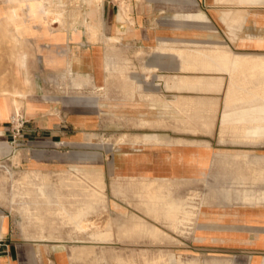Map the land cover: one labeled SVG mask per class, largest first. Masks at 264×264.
<instances>
[{
  "label": "crops",
  "instance_id": "0c3cea01",
  "mask_svg": "<svg viewBox=\"0 0 264 264\" xmlns=\"http://www.w3.org/2000/svg\"><path fill=\"white\" fill-rule=\"evenodd\" d=\"M263 59L264 0H0V160L51 175L109 160L144 184L109 191L111 221L141 224L140 239L15 237L0 205V264H109L135 248L123 254L264 264ZM105 119L114 145L96 141Z\"/></svg>",
  "mask_w": 264,
  "mask_h": 264
},
{
  "label": "rangeland",
  "instance_id": "374dc122",
  "mask_svg": "<svg viewBox=\"0 0 264 264\" xmlns=\"http://www.w3.org/2000/svg\"><path fill=\"white\" fill-rule=\"evenodd\" d=\"M13 63L7 58V63ZM264 65V59L262 60ZM12 71L6 70V79L12 78ZM262 122L264 123V102L262 105ZM104 131L96 135V141L104 146L114 145L116 135L109 132L108 119ZM264 136V124L261 129ZM123 135H118L121 141ZM264 184V182H262ZM255 184V185H254ZM248 184L252 191L256 184ZM141 179H117L111 174L110 161L101 167L89 164L69 165L63 170L47 174L39 169L32 171L29 167L19 166L14 158L5 162L0 160V205L5 209L15 237L26 238H68L70 240L92 237L100 234L102 240L120 236L125 239L141 238V224L129 226L125 222L116 224L111 221L108 206L115 203L109 197V191L131 194L141 192ZM230 189L244 190L237 183H231ZM264 186V185H263ZM200 189V188H199ZM246 191V190H245ZM259 189L257 190V192ZM246 193V192H245ZM246 195V194H245ZM246 199V198H245ZM252 200L254 198H251ZM129 205H141V197L123 198ZM128 200V201H127ZM204 194L199 193V202L204 201ZM256 201H264V192ZM121 215H118V217ZM125 216V215H122ZM157 234V230H156ZM122 255H121V254ZM123 253L140 254V249H119L118 256H110L115 261L109 264H206L205 262H147L140 257L125 256ZM106 264V263H105ZM221 264V263H214Z\"/></svg>",
  "mask_w": 264,
  "mask_h": 264
},
{
  "label": "built area",
  "instance_id": "2783aa9c",
  "mask_svg": "<svg viewBox=\"0 0 264 264\" xmlns=\"http://www.w3.org/2000/svg\"><path fill=\"white\" fill-rule=\"evenodd\" d=\"M26 120L18 115H13L9 119V125L12 133V144L16 147L21 146L20 136L24 130Z\"/></svg>",
  "mask_w": 264,
  "mask_h": 264
},
{
  "label": "bare ground",
  "instance_id": "6f19581e",
  "mask_svg": "<svg viewBox=\"0 0 264 264\" xmlns=\"http://www.w3.org/2000/svg\"><path fill=\"white\" fill-rule=\"evenodd\" d=\"M91 1V3H93L94 1H96V2H100V1H102V0H90ZM20 101H22V100H20ZM24 101V100H23ZM29 101V100H28ZM14 102V101H13ZM26 103V102H25ZM33 103V102H32ZM14 104V103H13ZM29 105V104H28ZM27 109V108H26ZM17 113V112H16ZM17 115V114H16ZM19 115V114H18Z\"/></svg>",
  "mask_w": 264,
  "mask_h": 264
}]
</instances>
